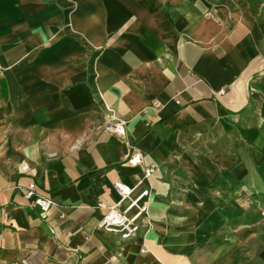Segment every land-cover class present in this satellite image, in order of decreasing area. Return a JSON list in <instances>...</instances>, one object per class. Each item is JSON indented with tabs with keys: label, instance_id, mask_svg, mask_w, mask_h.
Masks as SVG:
<instances>
[{
	"label": "crops",
	"instance_id": "0c3cea01",
	"mask_svg": "<svg viewBox=\"0 0 264 264\" xmlns=\"http://www.w3.org/2000/svg\"><path fill=\"white\" fill-rule=\"evenodd\" d=\"M255 194L264 0H0V264H264Z\"/></svg>",
	"mask_w": 264,
	"mask_h": 264
},
{
	"label": "built area",
	"instance_id": "2783aa9c",
	"mask_svg": "<svg viewBox=\"0 0 264 264\" xmlns=\"http://www.w3.org/2000/svg\"><path fill=\"white\" fill-rule=\"evenodd\" d=\"M104 129L107 132L115 134L119 137L125 136V123L121 120H107L104 124ZM141 160L142 156L139 152H137L130 157L129 163L130 165L135 166L139 164ZM145 174L149 175V171H146ZM140 183L141 181H138L137 185ZM114 188L120 196L121 200H130V203L123 211L118 210L116 206H110L107 213L99 223V227L108 232L118 233L122 239H127L136 234V231L138 229L136 220L141 213L146 212V202H143L142 204H139L138 202L142 197L146 196L148 192L146 190H143L139 193L138 196L132 198L134 187L129 186L128 184H125L121 181H116L114 183ZM25 196L27 198L34 197L32 203L39 208V217L41 219H47L54 204L52 200L46 197L35 195L33 190L26 191ZM134 207L138 209L137 212L133 215H128V212ZM61 217H63V215H61Z\"/></svg>",
	"mask_w": 264,
	"mask_h": 264
},
{
	"label": "rangeland",
	"instance_id": "374dc122",
	"mask_svg": "<svg viewBox=\"0 0 264 264\" xmlns=\"http://www.w3.org/2000/svg\"><path fill=\"white\" fill-rule=\"evenodd\" d=\"M246 196H247V197L249 196V198H248V202H251V199H252V196H253V195H245V197H246ZM247 197H246V198H247ZM255 197H258V198H259V197H264V196H261V195H259V194H255ZM262 212H264V210H261V215L264 216V213H262Z\"/></svg>",
	"mask_w": 264,
	"mask_h": 264
}]
</instances>
